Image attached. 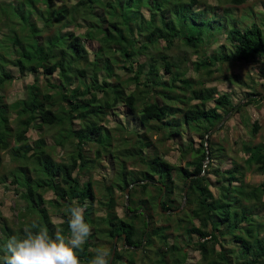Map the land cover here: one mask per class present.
Returning <instances> with one entry per match:
<instances>
[{
	"label": "trees",
	"instance_id": "16d2710c",
	"mask_svg": "<svg viewBox=\"0 0 264 264\" xmlns=\"http://www.w3.org/2000/svg\"><path fill=\"white\" fill-rule=\"evenodd\" d=\"M225 1L233 6H239L247 0ZM59 2L61 6L58 8H54L53 0H16L15 6L9 2H0V22L7 30V35L0 41L5 42L8 45L6 49L15 56L14 60L3 62L5 61V64L12 62L21 75L41 73L47 78L59 72L62 77V83L49 84L50 90L47 89L44 93L39 88L38 78H35L34 84L28 87L26 98L17 100L12 105L0 104V150L9 147L7 136H10L8 127L10 109L16 111L15 119L19 122L18 141H25V135L29 130L40 129L43 125L63 123H66L64 136L59 135L56 143L63 145L70 137L76 138L69 162L58 163L54 169L53 164H44L40 161L39 156L46 151L51 152L52 147L51 149L43 147L44 143L39 139L37 150L30 157L35 160L37 166L35 172H41L45 178L32 181L26 173L12 177L11 184L17 183L23 188L19 196L25 201V206L18 210L16 235L6 224L1 225L0 257L4 254L3 246L8 239L12 236L22 237L24 228L33 222L40 228H47L50 236L54 235L56 227L48 218L47 209L42 206L43 199L39 190L53 193L52 208L61 219L59 227L62 228L65 237L70 235L68 219L69 208L72 206L85 207V221L90 226L96 224L94 213L97 209L93 206L96 200L93 184L97 183H94L90 176L86 182L81 183L80 180V174L90 173L89 169L93 163L84 154L83 148L95 141V146L99 145L96 149L99 158L100 149L110 147V132L100 122L107 110H112L113 113L114 107L121 103L144 128L152 130L151 123L159 124L154 130L167 133V136L171 137L180 134L183 124H186L190 131L198 134L200 142L196 150L188 145L193 155L192 160L184 168L168 163L158 154L145 157L141 155L137 159L145 168L138 176L128 175L125 166L122 165L114 180L115 184L105 188L107 198L100 203L105 208L104 217L99 219L105 236L112 240L118 237L121 242L122 235H125L124 245L129 249L124 251L127 252H132V248L140 247L145 242V246L141 248V251H144L147 247L153 246V237H156L161 243L156 260L151 261L149 258L145 261L141 258L140 264H168L169 256L172 264H180L185 256L180 247L181 241L175 239L173 244H170V236L163 228L155 229L152 221L154 208L150 206L146 214L137 213L138 210L147 207L137 205V195L144 193L149 185L156 191V195L150 196L148 200L151 205L156 203L162 192V187L158 185L161 184L165 187V194L161 199L160 211H173L179 206L173 205L172 199L174 189L177 188L172 177L175 171L182 183V193L187 188V201L182 212L187 210L190 219L197 220L198 223V226L192 225L190 228H186V224L176 223V230L186 232L191 247L193 246L191 235L197 236L193 247L199 252L200 264H264V143L254 145L249 141L241 143L238 147L245 157L243 165H238L234 161L232 168L220 170L213 167V164L216 160L222 162L226 158L223 147L215 143L212 134L205 139L208 132L221 124L228 113H238L242 116L246 106L257 105L263 101L261 93L251 87L250 92L246 94L249 100L242 105H233L227 94L214 98V89L208 93L193 90L192 98L199 100V104L173 109L172 106L161 104L157 100L145 101L150 99L146 98L148 90L144 96L138 88L140 79L144 76L143 87L160 88L161 97L172 99L171 81L168 84L161 80L155 60L147 64L146 72H143L139 63V66L135 67L137 62L125 66L128 60L134 61V56L147 58L148 48L156 50L159 41H164L167 47L174 42H180L198 54L203 45L210 43L213 30L224 31L219 51L196 62L195 70L207 65L208 61L210 64H214L215 61L256 64L264 58V30L260 27L262 24L254 21L248 23L243 16L240 19H231L229 8H224L222 14H214L209 18L205 14L206 7L196 10L199 0H76L71 6L65 5L62 0ZM24 3L28 5V9H25ZM19 8H22L20 14L17 13ZM98 10L101 14L97 12ZM144 10L147 16L143 14ZM31 15L43 20L44 25L36 27L35 23L30 22ZM78 21L85 23L87 40H95L100 45L93 63L88 62V50L74 34V27H71L80 24ZM68 27L72 29L63 31ZM109 50L119 51L123 60L112 58ZM161 60L166 72L173 76L171 78L173 87L175 81H179L184 86L183 91L185 87L191 90L194 81L185 79L183 72H173L172 67L178 66L172 64L166 56H161ZM177 60L181 63L179 59ZM117 63H122L121 68L126 69L129 74L132 73V82L136 86L134 92L125 94L123 86L111 80L113 67ZM89 64H93L91 71ZM102 69L106 74L101 75L100 79L98 73L102 72ZM88 70L91 77L88 78L89 83H86ZM70 72L74 76L70 75ZM212 73V69L208 70V76ZM9 76L11 77L10 74H4L5 78H10ZM97 93H100L101 98L97 97ZM57 99L60 105L53 109L52 103ZM0 101H3L1 95ZM141 101L143 106L140 109ZM209 101H212L214 106L206 108ZM177 116L181 120H176ZM74 119L80 123L78 131L72 130ZM243 123L250 139L255 137L260 130L258 122L251 121L247 116ZM145 139L141 137L133 144L138 148L134 153L129 152L128 157L135 158L141 154L140 151L146 145ZM23 147L27 151L32 149L29 144H23ZM12 158L17 160L20 157L15 152ZM248 171L259 172L263 175V181L256 186L245 183L244 176ZM209 175H213L219 184L217 196L210 191ZM129 185L133 187L129 192L128 212L133 214L130 218L127 214L120 218L115 210L113 188L124 192ZM102 186L105 185H100L99 188ZM157 213L166 219L172 216V214L163 216L159 211ZM147 218L149 230L146 232ZM136 221L141 225L138 226ZM96 237V232H92L85 245L77 250L81 264H90L94 258L89 240ZM112 246L113 243L109 248V255ZM121 255L116 249L112 264H122ZM131 262H134V259H131Z\"/></svg>",
	"mask_w": 264,
	"mask_h": 264
},
{
	"label": "rangeland",
	"instance_id": "374dc122",
	"mask_svg": "<svg viewBox=\"0 0 264 264\" xmlns=\"http://www.w3.org/2000/svg\"><path fill=\"white\" fill-rule=\"evenodd\" d=\"M75 1L76 0H62V3L67 6H71ZM0 2H9L12 4V6H15L17 4L16 0H0ZM53 3L54 8H58L59 6H61V2H59V0H53ZM24 5L25 9H28V5H26L25 3ZM218 5L219 8H217ZM203 7H206L205 14L206 16H209V18L213 17L214 14H222L224 8H229L231 10V19H240L243 16L244 18H246L248 23L254 21L258 24H262L260 27L264 30V0H247L245 3L239 6H233L225 0H199L196 10H199ZM20 10H22V8H19V11L17 12L18 14H20ZM97 12L101 14L100 10H98ZM97 12L95 11V13ZM143 14L147 16V12L145 10L143 11ZM29 19L30 22L35 23V26L38 28L44 25V21L38 19L35 15H31ZM78 22L80 23L78 24L79 26L77 25L71 27H74V34L80 38V41L88 50V62L93 63L95 54L99 50L100 45L95 40H87V37L85 36V23L83 21ZM71 27L64 28L63 31L71 30ZM6 35L7 30L5 26H3L0 22V39H4V36ZM223 39L224 31L217 32L216 30H213V35L210 43L203 45V47L201 48L202 50H200L198 54H196L191 48L183 46V44L180 42H174L172 43V45L167 47L164 41H159L157 43L156 50L151 47L148 48V50L146 51L147 58L144 56H134V61L133 59L128 60V63L125 66L128 67V64H130L131 62H137V65H135V67L137 68V66H139V63L142 66L143 72H146V70L148 69L147 64L155 60L161 80L167 82L168 84L171 81L170 87L173 90V94L171 95L172 99L167 100L164 97H161L160 88L147 89L143 87L142 83H144L145 81L144 76L141 77L140 86L138 88L141 91V94L144 96L146 95V91L148 90L146 98L149 97L150 99H144L145 101L157 100L161 104H168L172 106L173 109H182L187 106L199 104V100L192 98L193 90L208 93L212 89H214V98L218 97L221 94H227L230 97L233 105H242L243 103H246V101L249 100L246 94L250 92L251 87H254L258 92H260V97L264 98V58L256 64H239L232 61H215L214 64H210L208 61L207 65L202 66L198 70H195L196 62L217 54V52L219 51V45L222 44ZM7 47L8 45L5 42L0 41V95L3 96V101H0V104L4 103L5 105H12L13 102L17 100L20 101V99L26 98L28 87L34 84L35 78H38L37 82L39 88L43 93L47 91V89H49V84L62 83V77L59 72L53 73L47 78H45L41 73L37 75L28 73L24 75L19 74L17 68L12 62H9L7 64L4 63L5 61L3 62V60L12 61L15 59V56L6 49ZM109 52L111 53L110 55L112 58H118L119 61L123 60L120 57L121 54H119V51L111 52V50H109ZM163 55L166 56L172 64L178 66L172 67L173 72H183L185 79L194 81V85L191 90H189L190 88L185 87V91H183L182 87L184 86H182L181 82L179 81H175V87H173L171 79L173 76L172 74L166 72L161 60V56ZM177 59H179L181 63L178 62ZM121 66L122 63H117L114 65L113 72L111 73V80L121 84L124 88L123 91L125 94H130L136 90V86L132 82V73L129 74L126 69L121 68ZM88 67L91 71L93 68V64H89ZM210 69H212L213 73L208 76V70ZM89 70L87 73L88 75H86V83H89L88 78L91 77ZM101 71L102 72L98 73V78L100 79L101 75L106 74L104 73L103 69ZM6 73L10 74L12 78L10 76V78H5L4 74ZM70 75H73V73L70 72ZM76 83L80 84L78 81H76ZM97 97L101 98L100 93H97ZM141 103L142 104H140V109L143 106L142 101ZM52 104L54 105L53 109H57L60 105L58 99L57 101L54 100ZM213 106L214 103L212 101L206 103V108H211ZM10 111L8 113V127L10 130V136H7L9 139V147L6 150H0V230L1 225L6 224L8 229L11 230L14 235H16L18 228V210L22 209L23 206H25V201L19 196L23 192V188H21V186H19L17 183L12 185V177H19L21 176V174L26 173L32 179V181L39 180L40 178H45V176L42 175L41 172H35L37 166L34 162L35 160H33L34 158L31 159L30 157V155L35 152V150H37L36 145L39 139L43 141V147L48 149L52 147V149L50 148L51 152L46 151L45 154L39 156V159L44 164H53L52 169H54L58 163L69 162V157L73 153L74 149L73 143L76 142V138L70 137L67 141L64 139L65 141L63 145L56 143V139L59 137V135L64 136V128H66V123H63L62 125L55 124L53 126L43 125L40 127V129L29 130L25 135L26 140L18 141L19 136L17 135H19V122L15 119L16 111L11 109ZM247 116L251 121H257L260 126V130L257 135L251 139L250 136L247 135L243 123V119ZM103 118L104 119L100 122V124L110 132L111 145L110 147H103L100 149L99 158L96 154V149L97 147L99 148V145L97 144L96 147L95 141L90 142L89 144H87V146L85 145L83 148V152L93 161V163L91 166L88 164V166H90V173L80 174L81 183L86 182V179L90 176L93 182H96L98 185L97 186L93 184V191L96 199L93 203V206L97 210L94 213V222L96 224L91 226L92 232H96L97 237L95 239L89 240V243L91 245L90 250L94 254V256L96 254L97 248H103L109 252L111 244L114 243V239L112 240L106 237L103 233V226L99 219L104 217L105 208L103 207V205L101 206L100 203L105 200V197L107 198L108 194L105 188L109 187L110 184H115L114 180L116 179L117 173L121 169L122 165L125 166L128 175L130 174L138 176L140 171L144 170L145 168L143 167V164L140 163L137 159L141 155L145 157L152 154H158L159 157H161L168 163L176 167L184 168L187 163L192 160L193 155V152L189 150L190 148L188 147V145L196 150V148L199 147L200 142L198 134H196L194 131H190L187 128L186 124H183V127L180 129V134L172 135L171 137H168L167 133L154 130V128H156V126H158L159 124L151 123V127L153 128L152 130L144 128L139 124L138 120L135 117L131 116L128 113V111L121 103L114 107L113 113L112 110H107L106 115ZM176 120H181V118L177 116ZM79 124V121L77 119H74L72 123V130L78 131L80 129ZM216 127L218 128L215 132L212 133L213 140L216 144L222 145L224 150L223 152L224 155H226V158L222 162H219L217 160L214 161L213 167L219 168L220 170L230 169L232 168L234 161L238 165H243L245 157L240 147L238 146L246 141L251 142L253 145L264 143V100L257 105L251 104L246 106L244 108L242 116L238 113H228L223 118L221 124L217 125ZM141 137L146 138L144 140V143H146V145L140 151L141 154L139 153V156H136L135 158L128 157L129 152L134 153V151L137 150L138 147L133 144L137 143ZM60 141L62 142V140ZM23 144H29L30 149H32L27 151L26 149H24ZM15 152H17V156L20 157L17 160L12 158V155ZM94 160H96V162ZM172 177L174 179V183L177 186V188L174 189V194L172 195L173 205L176 204V206H179L176 207V209H173V211H167V214L162 213V211L158 209V206L156 204L157 200L153 205L148 202L150 196L156 195V191L154 190V188L149 185L144 193H138L137 195V205H141L143 207L147 206L146 209L142 208L138 210L139 212L137 211V213L144 212L146 214V210L150 209V206L152 207V209L154 208L152 211V221L155 229L163 228V231L168 234V236H170V244H173L175 239L181 241L180 247L183 249L185 256L180 261V264H200L199 252L194 248L197 236L195 234L191 235V244L194 246H192V248L188 243V239L186 238V232H180L176 230V223L186 224V228H190L192 225L198 226V223L197 220H194L192 218L190 219V215H188L187 210L185 212H182V209L187 201L186 195L185 199L183 200V193L181 191L182 183L180 179L177 178L175 171L172 173ZM208 179L211 182L210 191L213 193V195L217 196L219 184L215 181V177L213 175H209ZM262 181L263 175L259 172L248 171L244 176V182L253 186L260 184ZM100 185L105 186L99 188ZM132 187L133 185H129L127 187L129 188L127 198L125 194L126 189L124 190V192H121L116 187L113 188L114 200L116 203L115 210L120 218H124L125 214H127L128 218H130V216L133 214L128 212V198L130 189ZM185 189L187 190V188ZM39 193L40 195H42V206L47 209L48 218H50V221L56 228L59 227L61 219L59 215L54 212L51 204L54 199L53 193L50 191L44 193L42 190H39ZM126 201L128 203L127 210L125 209ZM183 202H185V204L182 206ZM155 207H157L158 210H156ZM157 211L161 212L163 216H166L168 214H172V216L166 219L165 217L159 216V213H157ZM137 225L139 226L141 225V223L137 222ZM153 240V246L147 247V249H145L144 251H141V248L145 246V242H143L140 247L132 248V252H127L124 251V249H129V247L126 245L123 246L122 241L120 242L117 237L116 249L122 254L120 262L122 264H140L141 258H144L145 261H148L149 258L151 261H155L157 258V251L161 248V243H159L160 240L156 237H153ZM93 244H95L96 247H94ZM110 256L111 254L109 255V260ZM113 259L111 261V264L113 263ZM131 259H134V262H131ZM167 262L168 264H172L170 256L168 257Z\"/></svg>",
	"mask_w": 264,
	"mask_h": 264
},
{
	"label": "clouds",
	"instance_id": "9594fccd",
	"mask_svg": "<svg viewBox=\"0 0 264 264\" xmlns=\"http://www.w3.org/2000/svg\"><path fill=\"white\" fill-rule=\"evenodd\" d=\"M70 235L65 237L57 227L50 236L47 228L36 222L24 228L22 237L12 236L3 246L0 264H81L77 250L81 249L92 235L91 226L85 221V207L69 208ZM90 264H110L109 252L97 248Z\"/></svg>",
	"mask_w": 264,
	"mask_h": 264
},
{
	"label": "water",
	"instance_id": "95a60500",
	"mask_svg": "<svg viewBox=\"0 0 264 264\" xmlns=\"http://www.w3.org/2000/svg\"><path fill=\"white\" fill-rule=\"evenodd\" d=\"M225 120V119H224ZM218 127H215V128H213L210 132H208V134H207V136L205 137V139L209 136V135H211L213 132H215L216 131V129H217ZM158 185H160L161 187H162V192H161V194H160V196L158 197V199H157V206H158V209L159 210H161V199H162V196H163V194L165 193V187L163 186V185H161V184H158ZM131 187V186H130ZM128 191H129V188H126V190H125V194H126V198L128 197ZM186 189L184 190V192H183V200L185 199V195H186ZM185 204V202H183V204H182V206ZM127 205H128V203H127V201H126V207H125V209L127 210ZM181 206V207H182ZM139 212V211H138ZM162 213H164V214H167L168 212L167 211H162ZM143 214V213H142ZM148 219H147V228H146V232L148 231ZM123 236V240H122V244H123V246H124V242H125V235H122ZM116 240H117V237H115L114 238V243H113V248H112V252H111V256H110V264H111V261H112V259H113V257H114V254H115V251H116Z\"/></svg>",
	"mask_w": 264,
	"mask_h": 264
}]
</instances>
